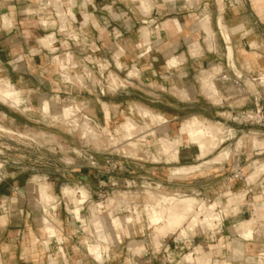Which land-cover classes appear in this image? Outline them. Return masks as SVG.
I'll return each instance as SVG.
<instances>
[{
  "label": "crops",
  "instance_id": "crops-1",
  "mask_svg": "<svg viewBox=\"0 0 264 264\" xmlns=\"http://www.w3.org/2000/svg\"><path fill=\"white\" fill-rule=\"evenodd\" d=\"M144 2L0 0V76L19 89L28 107L24 113L0 103V112L13 129H30L27 124L18 123L20 120L47 121L42 112L56 100L79 104L102 134L107 130L110 134L118 132V126L125 121L131 122V127L132 121L144 126L149 119L141 117L140 109L160 115L166 122L161 126L151 124L154 135L144 139L140 135L136 139L137 153L127 157L111 149L98 152L81 140L76 144L75 135L69 133L48 132L57 139L54 149L66 145L93 155L98 166L95 169L87 163L66 166L61 171L52 168V164L47 169L37 160L32 143L4 142L7 146L1 148L11 151H2L3 154L23 166L10 169L8 179L0 185V205L7 207L0 210V264H184L182 256L195 250L199 253L193 255L194 264L215 260L257 264V259L264 257V174L256 183H247L254 171L253 162L264 164V148L254 150L252 142L238 148V142H231L240 135H253L264 141V87L257 81V91L246 85L264 74V0ZM205 18L206 32L202 29ZM46 37L52 38L48 47L42 43ZM224 37H229V41ZM197 44L199 48L193 49ZM228 46L232 60L228 58ZM67 57L71 64L63 65L58 60ZM215 68L232 78L239 72L244 92L216 102L204 96L201 78ZM133 70L138 77L128 76ZM77 73L84 80L82 85L63 80V75ZM111 74L119 76L125 87L111 90L107 82ZM194 117L222 126L224 143L200 161L196 159L198 148L189 146L180 150L178 162H166L159 139H176L182 124ZM152 118L155 117H150V121ZM119 132V139L125 143ZM224 150L229 153L225 161L211 162ZM111 163L117 165L116 170L111 169ZM32 165L38 167L36 174L29 170ZM195 165L201 169L185 175L173 173ZM238 170L242 181L234 177ZM35 177L50 185L54 193L59 188L56 197L60 204L51 215L56 237H49L43 225L44 213L36 203L37 197L32 201L35 187L39 186ZM129 181L137 185L147 181L145 184L153 190L177 191L181 196H195L208 203L220 201L225 206L229 194L241 190L247 194L237 210L223 218L219 229L186 239L174 235L159 248L153 245L148 226L135 222L132 227L125 225L122 231H116L108 225L109 242L101 244L99 262L88 252L94 231L90 226L71 223L62 188L68 185L87 190L89 199L82 214L88 218L92 201L104 204L106 193L113 191L114 195L117 187L124 188ZM111 214L103 211L101 216L108 223ZM252 219L254 238L242 241L243 257L236 258V230L241 221ZM133 241L143 246L139 255L130 248ZM247 259H252V263Z\"/></svg>",
  "mask_w": 264,
  "mask_h": 264
},
{
  "label": "rangeland",
  "instance_id": "rangeland-1",
  "mask_svg": "<svg viewBox=\"0 0 264 264\" xmlns=\"http://www.w3.org/2000/svg\"><path fill=\"white\" fill-rule=\"evenodd\" d=\"M142 1V3L145 1V0H141ZM51 3H54V2H51ZM145 3V2H144ZM143 5V4H142ZM146 11H148V10H146ZM58 16L59 17H62V15H61V13L59 12L58 13ZM202 29L206 32L207 31V26H202ZM149 37V36H148ZM193 49H198L199 48V44H197L195 47H192ZM149 50H150V47L148 48ZM148 50V51H149ZM229 58V57H228ZM58 60H62V63H63V65H66V64H71V58L70 57H67V59H64V58H61V59H58ZM229 60H232V59H230L229 58ZM172 61V60H171ZM170 63V62H169ZM176 64H177V60H176ZM176 64H169V66H175ZM76 64L75 63H72V66H75ZM117 65H118V67L119 68H121V64L118 62L117 63ZM137 74V72H136V70H133V71H131V74H130V72H129V74H128V76L130 77V78H135V77H138V74L137 75H135V74ZM220 73H222V71L219 69V68H215L214 70H212V71H210V72H208L205 76H203L202 78H201V86H202V91H203V93H204V96H208L209 97V94H210V97L212 98V100L214 101V102H216L217 101V99H228V98H230V97H232V96H234V95H239V94H241V93H243L244 92V90L246 89L245 88V86H243L242 85V87H241V90L238 88V87H236V91L234 90V88H232V90H230L229 89V91H230V93H229V91H228V94L229 95H227L226 97H223L222 95H216V93H214V91L211 89V88H209V87H205V83H203V82H207V81H209L210 80V83H212V82H216L215 80L216 79H218L219 78V76H220ZM238 74V75H237ZM240 75L241 74H239V72H236V74H235V77L236 78H239L240 77ZM80 75H79V73H77V77H79ZM81 77V76H80ZM263 74L261 75V78L259 79V77H257V78H255L256 80L255 81H257V83H259V85H261L262 87H264V80H263ZM0 78H1V80H3V85H2V83H1V86H4L6 83H8V84H12V83H10L7 79H5V78H2L1 76H0ZM113 78L116 80V82L114 83V84H112V82H113ZM205 78H206V80H205ZM239 79H243L242 78V75H241V78H239ZM205 80V81H204ZM214 80V81H213ZM233 80V79H232ZM120 81V83L122 82V83H125L119 76H116V75H114V74H111L110 75V77L109 78H107V82H108V84H109V87H110V89L112 90V87H113V85H116L118 82ZM212 81V82H211ZM255 81H253V80H250V81H247V83H252L255 87V91H257V89H256V84H255ZM8 84H6V85H8ZM218 84H219V82H218ZM221 85V84H220ZM12 86L13 87H15L16 88V86L14 85V84H12ZM204 86V87H203ZM222 86V85H221ZM207 88V89H206ZM249 89H252L250 86L248 87ZM18 97H19V100H20V105H19V107H13L11 104H3V103H1L2 105H5V106H7V107H9V108H11V109H13V110H16V111H18V112H26L27 110H28V107L25 105V103H24V101H23V99L21 98V95H20V91L18 90ZM236 92V93H235ZM45 101V100H44ZM47 101V100H46ZM65 102L64 103H62V104H60V106H57V110H58V113L57 114H55V113H51L50 112V114H49V112H47L48 110H44V113L42 112V118L43 119H45V120H47V121H41V120H39V121H33L32 123L30 122V123H25L24 121H18V123H20V124H27L28 126H29V128L30 129H13L10 125H9V123H7V121H5L7 118H6V116H5V114L4 113H2V112H0V149H1V146H7V145H4V142L6 143L7 141H10V140H12V141H14V142H12V143H19V144H23V143H33V145L34 144H36V145H38L39 147H41L40 148V150H41V156H43V157H45L46 158V162H49V163H51V164H53V165H55V167H52V168H54V169H56V170H59V171H61V169L63 168V167H69V166H79V165H83V163H87V164H89L90 162H85V160H84V157H85V155H86V157H88V156H92L93 157V155H91L90 153H87V154H85V153H81V148H78V147H72V148H68L66 145L63 147H61V146H58L57 148H55L54 149V145L57 143L56 141H57V139H56V137L53 135V134H51V133H48V132H50V131H54V132H59L60 134L61 133H69V135H75V141H76V144H78V141L79 140H81V139H85V140H81V141H84L85 143H89V145L94 149V150H96V151H98V152H101L102 150H104V149H111L110 151L111 152H113V151H115V152H118V153H121L122 155H126V157H127V155H131V156H133V155H135V153H137V150H138V147H139V143H138V141L136 140L140 135H142L143 134V137H142V139H144L145 137H147V136H152V135H150L152 132H154L153 130L151 131V124L152 125H159V126H161V125H163L164 123H166L165 122V120H164V118L163 117H161L160 115H157V114H154V113H151L150 111H148L147 110V112L146 113H143L144 111L142 110V109H140V115H141V117L143 118V119H149V121L147 122V121H145L144 122V126H140V125H138L137 123H135L134 121H132L130 118H128V119H130L132 122H133V126L129 129V128H126V126H125V124H126V121L124 122V123H122L120 126H118V130L119 131H121L122 133H123V135L127 132V130H128V132L131 134V136H132V138H133V140L131 141V142H134V143H136L137 144V146L138 147H133L134 149H132V147H131V145L129 146V141L127 140V138H126V140L124 139V141H125V143H122L121 142V140L119 139L120 137H119V135H120V132L118 131H116L115 133H109L108 132V130L107 131H104L103 132V134L99 131V129H98V126L97 125H95L93 122H89V121H83V120H79V118L81 119V117L79 116V118H77V114H76V119H78L79 120V123H83V122H87L93 129H94V133H96V134H88L87 132H85L83 129H85L84 127H82L81 125V127L79 126L78 128L76 127V131H72V128L71 127H69L68 125H71V126H73L74 127V125H72V124H70V123H68L67 124V122H69V120H66V122H65V120H62L63 118H62V116L60 115V107H66V106H69V105H72L69 101H67V100H64ZM49 102V101H48ZM54 102V101H53ZM42 104H43V102H42ZM41 104V105H42ZM52 104H54V103H52ZM55 106V105H54ZM79 106V105H78ZM49 109H51L52 108V105H48L47 106ZM80 107V106H79ZM16 108V109H15ZM81 108V107H80ZM45 112H46V114H45ZM54 115V116H53ZM150 117H155V118H152V121H150ZM62 118V119H61ZM160 119V120H159ZM60 120H62V121H60ZM200 120V119H199ZM51 121H53L52 123H51ZM92 121V120H91ZM200 121H202V120H200ZM187 122V121H186ZM204 122V125L205 126H209L208 124H212L213 125V123H209V122H206V121H203ZM185 123V122H184ZM147 125L149 126L148 128H147ZM212 125H210V126H212ZM214 127L213 128H215V130L217 129V131H215V137H217V138H219V140L220 141H218V139H217V147H216V149H213V150H208L207 151V153H214L219 147H220V145H222L223 143H224V141H225V137L223 136V134H224V130H223V128H222V126H220V125H217V124H214L213 125ZM48 127V128H47ZM49 127H54L53 129H51V128H49ZM54 129H56V130H54ZM29 131L28 133L27 132H25V131ZM181 130V129H180ZM221 130V132H219ZM218 132V133H217ZM83 133H84V135H83ZM99 133V134H98ZM43 134V135H42ZM15 135V136H14ZM100 135V136H99ZM104 135H106V136H104ZM59 136H62V135H59ZM95 136V137H94ZM134 136V137H133ZM243 135H240L239 137L237 136V138H235L233 141H231V142H233V144H235V143H237L238 142V144H237V147L238 148H240V147H242V145H249V144H251V142H252V146H253V143L254 142H257L258 141V147L257 148H254V150L255 149H261V147L262 148H264V141H260V138H259V140H258V137H255V136H253V135H249V136H243V138H241ZM124 138H125V136H123ZM61 138H63V137H61ZM97 138V139H96ZM101 138V139H100ZM116 138V139H115ZM140 138V137H139ZM113 139V140H112ZM115 139V140H114ZM264 138H261V140H263ZM65 140V139H64ZM208 140V139H207ZM114 141V142H113ZM115 141H117L116 143H117V145H116V143H115ZM127 141V142H126ZM114 143L116 146H113V145H111V143ZM120 142V143H119ZM259 143H261L263 146H261V144L259 145ZM60 145V144H59ZM219 145V146H218ZM159 146H161V143H159ZM161 148V151H162V153H163V155L165 156V159H166V162H178V161H176L172 156H170V154H167L166 152H164L163 151V148H162V146L160 147ZM209 151H211V152H209ZM205 154V157H207L208 155H210V154ZM89 154V155H88ZM220 156H221V158H220ZM205 157H201V158H199V159H197L198 161H200V160H202V159H204ZM223 157V158H222ZM229 157V153L226 151V150H224V151H222L220 154H219V156H218V158H215L214 160H213V162L215 161V162H223V161H225L227 158ZM33 160V159H32ZM263 161H264V159H262ZM34 161V160H33ZM56 161V162H55ZM263 161H261V162H263ZM96 162V161H95ZM258 164H257V163ZM49 163L47 164V165H45L46 166V168L47 169H49ZM255 164V166L253 167V170H254V168H255V170L253 171V172H255V173H252V175L250 174L249 176H248V180H247V183H248V185H252V184H254V183H256L257 182V180L260 178V176H262L263 174H262V172L263 171H261V175L260 176H258L259 174H260V171L259 170H257V166H262L263 165V163H259L257 160H255L254 162H253V164L252 165H254ZM48 166V167H47ZM264 166V165H263ZM98 167V166H97ZM194 167V168H193ZM198 169H197V168ZM45 168V169H46ZM187 168L190 170H192V168L194 169V170H187ZM201 169V166L200 165H195V166H191V167H182V168H179V169H176L173 173H174V175H185V174H190V173H194V172H196V171H199ZM188 172H187V171ZM258 171H259V173H258ZM186 172V173H185ZM238 173H240V170H238V171H236V173L235 174H238ZM257 173V174H256ZM43 174H45V173H43ZM243 174V173H242ZM255 174L257 175V176H255ZM255 176V178H254V176ZM240 178H237V180H243V177L242 176H239ZM252 177L254 178V181H253V179H252ZM35 179V182H37L36 183V185H39V188L41 187V186H46V187H48L49 188V192H50V194H52V195H54V196H57V194L59 193V188L57 189V192L56 193H54L53 191H52V187L50 186V185H48V184H46V183H41V182H39L38 181V178L37 177H35L34 178ZM251 179V180H250ZM145 182H147V181H145ZM145 182H143V183H139L138 185L135 183V184H133V183H131L130 181H129V183H128V185H125V187L124 188H116V190H114V195H113V191H111L110 193H106L105 194V198L103 199V200H107L104 204L103 203H100V202H91L88 206L90 207V209L88 208V212H89V216H88V218L86 219V224H87V226H90L89 225V222H90V220H92L94 217L93 216H96V215H94V214H92V211H93V209H94V207L97 205V204H102L103 206H104V209H102V210H99L97 213L99 214V217L104 221V223L107 225V228H108V225H110V226H112L113 228H114V225H113V222H112V220L114 219V218H120V217H123V218H125V219H132L133 218V220H131V223L128 225L129 227H132V225L135 223V222H137V223H139V226H145V227H149V231H148V234H150V236L152 237V242H153V245L156 247V248H159L161 245H163V243H165L166 241V239H165V236L164 237H162L161 235V238L159 237V236H157V235H159V234H161L162 232L161 231H159V230H157V231H154L155 230V226L153 225V223H152V221H151V212H152V208H154L157 212L159 211V210H161L162 208H165L164 206L165 205H163V203H161L160 202V198L161 197H167V198H177V199H184V200H189V201H193V206H194V208L193 209H195V210H193V212H191L188 216H187V218H185L186 220L185 221H183L184 223H182L181 224V226L178 228V229H175L176 231H175V234H174V231H173V233H170L169 231V233H168V235H167V239H169V238H171L172 236H174L175 235V237L177 238L178 237V239H186L187 237H189V238H191V237H194L195 235H198L199 233H207L206 231H209V230H211V228H212V230L211 231H214V230H216V229H219L220 227H221V225H222V222H223V218H226V216H228L229 215V212H233V211H236L237 210V208H232V207H230V205H229V199H227V204H226V206L227 207H225V204L223 203V204H221V202L220 201H216V202H214V203H208V202H205L204 200H201V199H199V198H197V197H195V196H181L180 195V193L179 192H177V191H174V192H170V193H168L167 191H163L162 189L160 190H153L152 189V186H147L146 184H145ZM61 184V183H60ZM41 185V186H40ZM59 186H61V185H59ZM64 187H72V189L74 190H79V188H82V187H77V186H68V185H65V186H63V188ZM154 187H156V189H157V185H155ZM35 188H38V186L37 187H35ZM34 191H35V189H34ZM242 191V192H241ZM241 191H239L240 192V194H239V192H237L236 194L235 193H231V194H229V198L232 196L233 197V194L234 195H242V196H246V194H247V191L246 190H241ZM246 192V193H245ZM35 193H36V191H35ZM127 194V195H126ZM149 194V195H148ZM150 194H151V196H150ZM175 194H177V195H175ZM244 194V195H243ZM118 195V196H117ZM121 195V196H120ZM123 195H124V197H123ZM231 195V196H230ZM126 196H128V197H126ZM35 197H37L36 198V201H38V205L42 208L43 207V204H42V201L40 200V198H39V196H38V194L36 193V196L34 195L33 196V198H32V201H35L34 200V198ZM119 197V198H118ZM126 197V198H125ZM245 198V197H244ZM123 199V200H122ZM125 199V200H124ZM122 201V202H121ZM195 201V202H194ZM68 202H70V201H68ZM151 202V203H150ZM154 202V203H153ZM58 203H59V201H58V199H57V208H58ZM157 203V204H156ZM204 203V204H203ZM34 204H35V202H34ZM36 204V205H37ZM93 204V205H92ZM156 204V205H155ZM209 204V205H208ZM213 204H216V207L214 208V210L212 211V212H209L208 210H207V208H209L211 205H213ZM95 205V206H94ZM162 205V206H161ZM200 205V207H198ZM157 206H158V209H157ZM195 206H196V208H195ZM202 206V207H201ZM209 206V207H208ZM91 207H93V209H92V211H90L91 210ZM146 207V208H145ZM156 207V208H155ZM160 207V208H159ZM198 207V208H197ZM220 209H219V208ZM203 208V209H202ZM147 209V210H146ZM149 209V210H148ZM150 209H152V210H150ZM199 209H201V212H200V210ZM103 211H107V213H112L111 214V221L110 222H106V219L104 218V217H102L101 216V213L103 212ZM120 211H123L124 212V214H121L120 213ZM203 211L205 212H209V213H203ZM215 211V212H214ZM150 212V213H149ZM160 212V211H159ZM161 212L163 213L164 212V210L162 209L161 210ZM160 212V213H161ZM197 212V213H196ZM147 213V214H146ZM193 213V214H192ZM195 213H196V215H201L200 217L199 216H197V221H196V224H197V226L195 225V227H190V226H192V221H193V219H195L194 217L196 216L195 215ZM199 213V214H198ZM210 213H213V214H217L218 215V218H219V223H217V221H215V222H210L209 221V219H208V216H210V215H208V214H210ZM92 214V215H91ZM150 214V215H149ZM166 214H168L167 212H165V214L163 213L162 215H163V217L164 218H167V216H168V218H169V215H167L166 216ZM192 214V215H191ZM207 215V218H206V215ZM220 214V215H219ZM46 215V214H45ZM112 215H114V216H112ZM191 215V216H190ZM195 215V216H194ZM203 215H205V216H203ZM49 219H51L52 220V224H53V226H54V228H55V223H54V220L51 218V215H49V214H47L46 215ZM92 216V217H91ZM98 216V215H97ZM116 216V217H115ZM150 216V217H149ZM189 217V218H188ZM205 217V218H204ZM89 218H90V220H89ZM43 219V218H42ZM150 219V220H149ZM73 219H72V217H71V223H73V221H72ZM206 220H208V221H206ZM253 221H252V223H251V225H250V231H251V234L248 236V237H246V236H243V234H242V232L240 231V233H239V231L238 230H241V229H243V226H244V224L246 223V221H241V222H244L243 224L240 222L239 223V226H238V228H237V230H236V232H237V234L239 235V239L238 240H236L235 242H234V254H235V256H236V258H242L243 257V251H242V241L243 240H245V241H249V240H252L253 238H254V224H255V219H252ZM189 221V222H188ZM199 221V222H198ZM251 221V220H250ZM208 222H210V223H208ZM247 222H249V221H247ZM254 222V223H253ZM189 223V224H188ZM212 223V224H211ZM163 224V225H162ZM165 224H166V219H163V222L159 225V227H164L165 226ZM188 224V225H187ZM215 224V225H214ZM220 224V225H219ZM253 224V225H252ZM153 225V226H152ZM162 225V226H161ZM210 225V226H209ZM213 225V226H212ZM240 225H241V227H240ZM183 226V227H182ZM215 226H217V227H215ZM220 226V227H219ZM158 227V228H159ZM191 228V229H189V228ZM215 227V228H214ZM252 227V228H251ZM187 228V229H186ZM241 228V229H240ZM115 229V228H114ZM116 231H122L121 229H119V230H117V229H115ZM182 230H184V231H186V232H184V231H182ZM193 231V232H192ZM158 232V233H157ZM192 232V233H191ZM233 234H234V232H232ZM157 234V235H156ZM189 234V235H188ZM164 235V234H163ZM120 236V235H119ZM156 236V237H155ZM240 236H242V237H240ZM157 237H159V238H157ZM153 238H156L155 239V241L153 240ZM159 239V240H158ZM157 240V241H156ZM165 242H164V241ZM157 243V244H156ZM138 247H140L139 249H138ZM130 248H131V250H132V252L134 251V255H138L139 253H141L142 251L141 250H143V246L141 245V244H138L137 242H135V241H133V242H131L130 243ZM138 249V250H137ZM138 251V252H137ZM137 252V253H136ZM136 253V254H135ZM193 253H195V254H198L199 253V251L198 250H195L194 252H190V254H193ZM189 253H187V255H188ZM194 255V254H193ZM92 257H94L95 258V256H92ZM183 258H185V256H183L182 257V259ZM194 258V257H193ZM184 260V264H186L185 262V259H183ZM223 261H226V260H222V261H220V260H215L213 263H209L208 261H206V262H204V263H202V264H221ZM247 261L249 262V263H252V259H247ZM257 264H263L264 263V257H260V258H258L257 259ZM216 262V263H215ZM193 264H194V260H193Z\"/></svg>",
  "mask_w": 264,
  "mask_h": 264
},
{
  "label": "bare ground",
  "instance_id": "bare-ground-1",
  "mask_svg": "<svg viewBox=\"0 0 264 264\" xmlns=\"http://www.w3.org/2000/svg\"><path fill=\"white\" fill-rule=\"evenodd\" d=\"M207 23H208V20H207V18H205V20L202 22V26H207ZM221 26V25H220ZM208 28V27H207ZM225 39H226V41H229V37H224ZM42 43H43V45H45V46H47L48 47V45H51L52 44V38L51 37H46L43 41H42ZM228 57L230 58V59H232V49H231V47H229L228 46ZM130 74H131V72H130ZM135 74V73H134ZM240 74V73H239ZM135 75H137V74H135ZM238 75V74H237ZM110 77V76H109ZM239 78H241V75H240V77ZM263 80H264V74H263ZM63 80L66 82V83H77V84H80V85H82L83 83H84V80H83V78H82V76L80 77H77V76H70L69 74H66V75H63ZM205 80H206V78H205ZM204 80V81H205ZM214 81V80H213ZM216 82H212V83H210V80L209 81H207V82H203V83H205V87H209V88H211L213 91H214V93H216V95L218 94V95H222L223 97H226L227 95H229L228 94V91H229V89L230 90H232V88H234V90L236 91V86H235V84H234V82H233V80H231V82H223V80H222V78H221V76H219V78L218 79H216L215 80ZM3 82V80H1V78H0V102L1 103H3V104H11L13 107L15 106V107H18V103H19V97H18V88L16 87H13L12 86V84H8V83H6V84H8V85H4V86H1V83ZM116 82V80L113 78V82H112V84H114ZM218 82H219V84H218ZM222 86H221V85ZM2 85H3V83H2ZM246 85H247V87H251L252 89L251 90H253V91H255L254 89V85L252 84V83H246ZM122 87H125V83H120V81L116 84V85H113V87H112V90H118V89H120V88H122ZM204 87V86H203ZM207 89V88H206ZM203 90V89H202ZM252 91V92H253ZM229 93H230V91H229ZM236 93V92H235ZM217 95V96H218ZM209 97H210V94H209ZM211 98V97H210ZM60 104H61V102L59 101V100H56V102H55V104H52V108L51 109H49L48 107H45L44 109L45 110H48L47 112H49V114H50V112L51 113H55V114H57L58 113V110H57V106H60ZM55 105V106H54ZM79 104H77V103H74V104H72V105H69V106H66V107H60V115L62 116V120H65V122H66V120H69V122H67V124L68 123H70V124H72V125H74V127L73 126H71V125H68L69 127H71L72 128V131H76L77 129H76V127L78 128L80 125L82 126V127H84L85 129H83L85 132H87L88 134H96V133H94L95 131H94V129L87 123V122H83V123H79V120H83V121H89L90 123L92 122L91 121V119L89 118V117H87L86 115H84L83 114V112H81V111H83V109H82V107L80 108L79 106H78ZM16 109V108H15ZM81 113V114H80ZM76 114H77V118H79V116L81 117V119L79 118V120L78 119H76L75 117H76ZM54 116V115H53ZM84 117H86V119H84ZM62 120H60V121H62ZM63 122V121H62ZM131 125H132V123L131 122H129V121H127V124H126V127L127 128H130L131 127ZM209 126L207 127V126H205L204 125V122L203 121H200L198 118H192V119H190V120H188L187 122H185V123H183L182 124V127H181V130H180V132H179V136L176 138V139H174V140H169V139H166V138H161V139H159V143H161V146H162V148H163V151L164 152H166L167 154H170V156H172L176 161H179V152H180V150L183 148V147H189V146H194V147H196V148H198V150H199V153H198V155H197V157H196V159H199V158H203V157H205V154L207 153V151L208 150H213V149H216V147H217V139H218V141H220L219 140V138H217V137H215V131H217V129L215 130V128H213L214 126V124L212 125V124H208ZM210 125H212V126H210ZM80 126V127H81ZM149 126L147 125V128H148ZM152 131V130H151ZM219 132H221V130L219 131ZM218 133V132H217ZM99 134V133H98ZM43 135V134H42ZM83 135H84V133H83ZM150 135H154V132H152ZM85 136V135H84ZM100 136V135H99ZM124 136H125V140H126V138H127V140L129 141V146L131 145V147H132V149H134L133 147H138L137 146V144L136 143H134V142H131L132 140H133V138H132V136H131V134L128 132V130H127V132L124 134ZM95 137V136H94ZM134 137V136H133ZM97 139V138H96ZM101 139V138H100ZM116 139V138H115ZM114 139V140H115ZM208 139V140H207ZM81 140H85V139H81ZM113 140V139H112ZM259 140V139H258ZM114 142V141H113ZM111 143V145H113L114 143ZM117 141H115V143H116ZM125 142V141H124ZM127 142V141H126ZM120 143V142H119ZM261 143H259V145H260ZM264 144V143H263ZM116 145H117V143H116ZM115 144L113 145V146H116ZM160 146V147H161ZM219 146V145H218ZM261 146H263L262 144H261ZM258 147V141L257 142H254L253 143V146H252V148L254 149V148H257ZM262 148V147H261ZM135 150V149H134ZM255 150H257V149H255ZM209 152H211V151H209ZM82 153V152H81ZM207 154H211V153H207ZM220 158H221V156H220ZM223 158V157H222ZM211 162H213V161H211ZM215 162V161H214ZM257 163V162H256ZM258 164V163H257ZM264 165V164H263ZM257 166L258 168H257V170H259L260 171V174L258 175V176H260L261 175V171H263L262 172V174L264 173V166ZM255 166V164L253 165V167ZM194 168V167H193ZM192 168V170H194ZM197 168V167H196ZM199 168V167H198ZM197 168V169H198ZM187 170H189L188 168H187ZM186 170V171H187ZM191 170V169H190ZM189 170V171H190ZM191 170V171H192ZM254 170H255V168H254ZM259 171H258V173H259ZM188 172V171H187ZM186 173V172H185ZM252 173H255V172H252ZM252 173H251V175H252ZM257 174V173H256ZM255 174V176H257ZM254 176V175H253ZM255 176H254V178H255ZM261 177V176H260ZM254 178L252 177V179H253V181H254ZM248 180V179H247ZM251 180V179H250ZM41 186V185H40ZM242 192V191H241ZM36 193L38 194V196H39V198H40V200L42 201V204H43V207H42V211H43V213H44V217H43V225H44V227H45V229H46V231H47V233H48V235H49V237H56V232H55V228H54V226H53V224H52V222H51V219H49L46 215L47 214H49V215H52V214H54L55 212H56V210H57V197L56 196H54V195H52V194H50V192H49V188L48 187H46V186H41L40 188H39V186H38V188L36 189ZM246 193V192H245ZM61 194H62V196H63V199H64V201H65V203H66V206H67V211H68V213L70 214V216L72 217V221H73V225H75V226H78V227H85V226H87V224H86V217L82 214V209H83V206H84V204H86L87 203V201H88V199H89V193L87 192V190L85 189V188H79V190L77 189V190H73L72 189V187L70 188V187H64V188H62V192H61ZM236 194V193H235ZM239 194H240V192H239ZM127 195V194H126ZM149 195V194H148ZM244 195V194H243ZM118 196V195H117ZM121 196V195H120ZM150 196H151V194H150ZM231 196V195H230ZM123 197H124V195H123ZM126 197H128V196H126ZM125 197V198H126ZM245 196H242V195H234L233 194V197L231 196L230 198L228 197V199H229V205H230V207H232V208H238L242 203H243V201H244V198ZM119 198V197H118ZM123 200V199H122ZM125 200V199H124ZM68 201H70V202H68ZM122 202V201H121ZM160 202L161 203H163V205H165L164 207L165 208H162L163 210H164V214H165V212H167L168 214H166V216L167 215H169V218H168V216H167V218H164L163 217V213L161 212V210H159L158 209V206H157V209L161 212H157L154 208H152V209H150V210H152V212H151V221H152V223H153V225L156 227L155 228V230L154 231H157V230H159V231H161L162 233L161 234H159V235H157V236H159L160 238H161V236L162 237H164L165 236V241H168L169 239H167L168 237H167V235H168V233L170 232V233H173V231H174V234H175V229H178L180 226H181V224L182 223H184L183 221H185L186 219L185 218H187V216L191 213V212H193V210H195V209H193L194 208V206H193V201H189V200H184V199H177V198H165V197H161L160 198ZM195 202V201H194ZM37 203H38V201H37ZM151 203V202H150ZM154 203V202H153ZM247 203V202H246ZM157 204V203H156ZM155 204V205H156ZM204 204V203H203ZM227 204V203H226ZM58 205H59V203H58ZM93 205V204H92ZM209 205V204H208ZM95 206V205H94ZM162 206V205H161ZM198 207H200V205L198 206ZM197 207V208H198ZM202 207V206H201ZM209 207V206H208ZM216 207V204H213V205H211L209 208H207V210L209 211V212H212L213 210H214V208ZM225 207H227V206H225ZM103 208V206L100 204V205H96L95 207H94V209H93V207H91V210L90 211H92V209H93V211H92V214H94V215H96V216H93L94 218L92 219V220H90V218H89V220H90V222H89V225H90V227H91V229L94 231V239H92L91 241H89L88 242V252H89V254L91 255V256H95V260H97V261H99V262H101L102 261V248H101V244H107L108 242H109V238H108V235H107V231H108V228H107V225L104 223V221L99 217V214L97 213L99 210H101ZM146 208V207H145ZM156 208V207H155ZM160 208V207H159ZM195 208H196V206H195ZM217 208V207H216ZM7 209V207L6 206H4V205H0V210H2V211H5ZM89 209H90V207H89ZM203 209V208H202ZM147 210V209H146ZM149 210V209H148ZM200 210V212H201V209H199ZM206 212V211H205ZM204 211H203V213H205ZM209 212H206V213H209ZM215 212V211H214ZM150 213V212H149ZM197 213V212H196ZM196 213H195V215H196ZM46 214V215H45ZM91 214V215H92ZM147 214V213H146ZM193 214V213H192ZM191 214V215H192ZM199 214V213H198ZM98 215V216H97ZM150 215V214H149ZM190 215V216H191ZM194 215V216H195ZM202 215V214H201ZM200 214L199 215H196L194 218L195 219H193V221H192V226H190V227H195V225L197 226V224H196V221H197V216H201ZM206 215V214H205ZM205 215H203V216H205ZM208 215H210V216H208V219H209V221L210 222H215V221H217V223H219V218H218V215L217 214H213V213H210V214H208ZM220 215V214H219ZM112 216H114V215H112ZM92 217V216H91ZM116 217V216H115ZM150 217V216H149ZM189 218V217H188ZM205 218V217H204ZM206 218H207V215H206ZM149 219V220H150ZM163 219H166V224H165V226L164 227H159V225L163 222ZM131 220H133V218L132 219H122L121 217L120 218H114L113 220H112V222H113V225H114V228L115 229H121V230H123V228H124V226L126 225V226H128L130 223H131ZM206 221H208V220H206ZM252 221L253 220H251V221H249V222H247L246 221V223L244 224V226H243V229H241V230H238L239 231V233H240V231L242 232V234H243V236H246V237H248L250 234H251V231L253 230H251L250 231V225H251V223H252ZM189 222V221H188ZM199 222V221H198ZM210 222H208V223H210ZM242 224L244 223V222H241ZM254 223V222H253ZM189 224V223H188ZM187 224V225H188ZM212 224V223H211ZM152 225V226H153ZM163 225V224H162ZM161 225V226H162ZM215 225V224H214ZM220 225V224H219ZM253 225V224H252ZM210 226V225H209ZM213 226V225H212ZM159 227V228H158ZM183 227V226H182ZM215 227H217V226H215ZM214 227V228H215ZM220 227V226H219ZM240 227H241V225H240ZM189 228V227H188ZM252 228V227H251ZM157 229V230H156ZM187 229V228H186ZM189 229H191V228H189ZM211 230H212V228H211ZM169 231V232H168ZM182 231H184V230H182ZM184 232H186V231H184ZM193 232V231H192ZM191 232V233H192ZM158 233V232H157ZM164 234V235H163ZM161 235V236H160ZM189 235V234H188ZM239 236V235H238ZM48 237V238H49ZM156 237V236H155ZM159 237H157V238H159ZM240 237H242V236H240ZM155 239L156 238H153V240L155 241ZM159 240V239H158ZM59 241H60V239H59ZM157 241V240H156ZM164 241V240H163ZM164 241V242H165ZM157 244V243H156ZM140 247H138V249H139ZM137 249V250H138ZM142 251V250H141ZM138 252V251H137ZM136 252V253H137ZM133 253H134V251H133ZM135 253V254H136ZM140 254V253H139ZM138 254V255H139ZM193 254H195V253H193ZM193 254H185V255H183V256H185V258H183V259H185V263L186 264H193V260H194V258H193ZM63 256V255H62ZM89 256V255H88ZM182 256V257H183ZM92 258V257H91ZM182 259V258H181ZM182 259V262L184 263V260ZM94 260V259H93ZM52 261V260H51ZM55 262H52V264H54ZM216 263V262H215ZM221 264H228V262L227 261H223ZM264 264V263H263Z\"/></svg>",
  "mask_w": 264,
  "mask_h": 264
},
{
  "label": "built area",
  "instance_id": "built-area-1",
  "mask_svg": "<svg viewBox=\"0 0 264 264\" xmlns=\"http://www.w3.org/2000/svg\"><path fill=\"white\" fill-rule=\"evenodd\" d=\"M220 76H221V78H222V80H223V82H231V80L233 79V82H234V84H235V86L236 87H238L240 90H241V87H242V85L244 86V83L242 82V79H239V78H236V77H234V78H232L231 76H229L228 74H226V73H220ZM261 78V76L259 77V79ZM256 79H254L253 81H255ZM103 93V92H102ZM65 101H62V103H64ZM71 104H74L72 101H69ZM81 112H83V111H81ZM258 113H260V110L258 111ZM81 114V113H80ZM84 119H86V117H84ZM33 144V143H32ZM34 146L36 147L35 148V151H36V155H37V160L39 161V162H42V163H44L45 165H47L49 162H46V158L45 157H43V156H41V150H40V148L41 147H39L38 145H36V144H34ZM1 151H0V185L3 183V182H5L7 179H8V177H9V173H8V171L10 170V169H13V168H22V162H16V161H12V160H10V159H8L4 154H3V152L2 151H5V152H9V151H11L10 149H7V148H1L0 149ZM84 160H85V162H90L89 163V165H90V167H92V168H97V165H96V162H95V160H94V158L92 157V156H88V157H86V155H85V157H84ZM52 164L51 163H49V166H51ZM110 167H111V169H113V170H116L117 169V165L116 164H113V163H111L110 164ZM38 167H36V166H34V165H32L31 167H30V171L32 172V173H34V174H36L37 173V169ZM239 176H241V173H238V174H235L234 175V177L237 179V178H240ZM15 191H17V190H15ZM60 204V203H59Z\"/></svg>",
  "mask_w": 264,
  "mask_h": 264
}]
</instances>
